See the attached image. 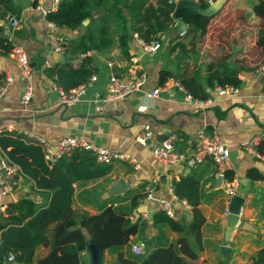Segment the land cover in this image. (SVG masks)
I'll use <instances>...</instances> for the list:
<instances>
[{
  "label": "crops",
  "instance_id": "obj_1",
  "mask_svg": "<svg viewBox=\"0 0 264 264\" xmlns=\"http://www.w3.org/2000/svg\"><path fill=\"white\" fill-rule=\"evenodd\" d=\"M258 1L223 0L211 16L207 32L196 42V58L190 51L184 58L178 57V47L170 51L171 40L176 38L190 47L191 36L177 31L178 21L174 17L171 28L159 34L161 46L155 51L145 50L131 28L127 54L120 48V31L116 21L113 18L105 20V30L113 42L104 50H90V64L95 67L96 79L70 105L61 104L55 88L61 86L56 82V74L51 72V68L59 62L78 64L77 53H72L68 44L85 31L90 18L84 19L86 22L83 20L75 29L55 24L51 26L45 13L34 7L32 0H10L13 11L4 1H0V35L25 49L32 70L27 82L30 86L29 97L22 102L20 98L27 91L26 82L21 78L17 61L10 51L0 49V84L6 74L13 76V82L0 96V130H15L51 144L63 135H77L93 144L113 146L129 154L132 160L121 159L109 163L111 168L107 174L75 182L72 207L78 213H96L106 201L107 204L113 202L128 206L131 193L145 194L138 199L136 206L128 209L131 219L144 222L142 231L131 235L124 246L132 250L133 245H139L140 254L147 253L155 246L157 239L154 236L159 232L169 241L179 236L167 224L153 223L154 213L158 211L156 199L147 198L146 193L151 191L155 198L169 199L175 210L173 218L185 224L190 219L191 206L186 199L175 194L173 182L187 173L197 175L201 183L199 208L205 221L201 227L200 242L197 243L193 237L189 240L191 248L198 254V258L190 264H253L252 256L264 246V177L254 179L247 174L251 167L264 174V156L254 155L247 146L250 142L256 143L264 134V96L261 95L264 88V49L257 44L264 18L254 10ZM148 2L156 3V0H148L146 4ZM49 4L50 0H44V7ZM105 11L104 7L94 9L92 16L98 17ZM125 14L129 16L127 11ZM12 15L18 19L17 25H12L9 18ZM127 20L131 21V18ZM50 33L66 43L63 50L50 48L47 41ZM94 54L97 56L95 59ZM220 57H225L238 69L241 80L235 91L223 95L218 94L214 87L210 88L205 81L207 64ZM133 70L146 75L140 88L123 98L106 100L103 110L96 112L92 97L95 92L106 96L109 76L115 73L128 77ZM162 70L172 73L181 70L186 75L194 73L214 102L201 106L185 99L183 91L172 85L175 79L168 77L161 82ZM159 85L164 89L153 96L151 91ZM145 128L150 130L151 136L142 143L138 136ZM200 131L216 134L224 140L229 155L222 171H233V180L221 176L210 158L194 166H188L183 161L169 166L152 153V149L171 134L178 138L177 148L191 149L201 141ZM14 178L13 191L0 198V214L6 213L9 201L21 197L31 198L38 207L48 203L50 191L36 187L34 180L23 172H18ZM119 178L124 179L126 190L105 196L104 192ZM234 180L238 181L234 192L241 194L244 201L239 220L229 238V254L224 255L221 246L224 244L227 208L232 196L229 191ZM123 196L128 198L122 199ZM83 232L85 240L90 237L85 228ZM47 250V247L40 245L35 256H42ZM5 262L10 264L14 261ZM80 264H86L84 250ZM101 264H118L116 251L103 250Z\"/></svg>",
  "mask_w": 264,
  "mask_h": 264
},
{
  "label": "trees",
  "instance_id": "obj_2",
  "mask_svg": "<svg viewBox=\"0 0 264 264\" xmlns=\"http://www.w3.org/2000/svg\"><path fill=\"white\" fill-rule=\"evenodd\" d=\"M4 1L12 10L10 0ZM60 0L55 10H48L47 19L56 26L75 29L86 18H90L85 31L68 46L70 51L77 53L79 62H59L52 66L51 72L56 74V82L64 90L86 82L95 73L91 66L89 55L79 56L86 50L100 51L108 48L113 39L105 30L104 21L113 18L120 34L118 42L123 53L127 54V39L130 33L126 30L127 18H131L132 32L145 43L159 39V34L173 25L172 12L174 0ZM203 6L206 0H198ZM106 8L104 14L92 16L94 9ZM254 10L264 18V0H259ZM13 11V10H12ZM125 11L128 12L127 16ZM13 16V15H12ZM212 15L194 13L184 17L188 24L184 33L190 35V47L181 40H171L170 51L177 47L178 57L184 58L189 51L194 58L198 54L196 42L207 32ZM131 32V33H132ZM257 44L264 49V26L258 32ZM13 44L0 35V49L10 51ZM168 77L178 81L192 96L205 98L210 95L203 84L198 82L194 73L186 75L178 70L172 73L168 70L160 72L163 82ZM206 83L210 88L237 87L241 80L238 69L229 63L225 57L207 64ZM177 139L175 145L177 146ZM0 147L14 161L21 172L34 180L36 187L50 191L51 197L45 206L38 207L29 197H21L9 201L5 214H0V264H6L8 256L13 255L16 264H80L81 253L85 246L83 228L93 237L101 250H115L118 264H190L198 258L197 252L191 248V237L198 243L201 237V227L205 218L199 208L200 179L193 173H187L173 182V191L179 198H184L190 204V219L183 224L179 220L158 210L154 213L153 223H165L177 231L179 236L169 241L162 233L154 237L157 242L145 254L135 253L124 246L130 236L142 231L144 222L133 220L128 209L138 204L143 193H131L130 205L120 206L107 201L96 213L76 212L72 207L74 183L80 180L96 179L107 174L110 164L96 161L89 150L76 148L69 154H64L54 162L44 158L42 144L35 138L15 130H0ZM253 148L260 156H264V134L253 143ZM249 177L263 178L264 174L256 167L247 171ZM223 175L233 180L234 173L224 170ZM128 198L123 196L122 199ZM43 245L48 248L42 256H35L36 249ZM253 264H264V246L252 256Z\"/></svg>",
  "mask_w": 264,
  "mask_h": 264
},
{
  "label": "built area",
  "instance_id": "obj_3",
  "mask_svg": "<svg viewBox=\"0 0 264 264\" xmlns=\"http://www.w3.org/2000/svg\"><path fill=\"white\" fill-rule=\"evenodd\" d=\"M34 2V7L39 8L43 13H46L48 10H55L58 7L60 0H50V4L48 7H44V0H32ZM212 1V0H208ZM10 21L12 25L18 24V19L15 16H10ZM49 25L53 26L54 23L49 21ZM184 33V30L180 32ZM134 35L137 37L139 43L144 47L147 51H155L161 46V42L159 39H153L152 41L145 43L143 42L136 33ZM48 44L50 48L54 51L63 50L66 46V43L60 39H58L54 34L50 33L47 37ZM91 53L90 50H86L79 54V56L89 55ZM11 56H13L18 65L19 74L21 78L26 82L27 91L22 94L20 101L25 102L29 97V88L27 85L28 80L31 77V64L29 61V57L25 51V49L18 45L14 44L10 50ZM146 75L142 71L133 70L131 75L128 77H121L112 73L109 76L108 83V92L106 96L101 95L100 92H95L92 97L93 108L96 112H101L103 110V102L108 99L113 98H123L133 91L140 88L142 83L145 81ZM96 79V74H92L86 82L80 83L77 86L71 87L69 90H64L59 86H55L59 92L60 102L61 104L70 105L75 103L85 92L87 86ZM13 82V76L11 74H6L3 82L0 84V96L6 92L9 85ZM172 85H176L180 90L184 93V98L187 100H192L201 106L209 105L214 102V99L211 96H207L205 98H197L192 96L178 81H173ZM164 89V86H156L151 94L156 96L161 90ZM215 91L220 94H228L230 92L235 91V87H220L214 86ZM261 95L264 96V88L261 91ZM151 136V132L148 128H145L143 132L138 136V140L144 143L146 139ZM199 137H201V141L197 142V144L191 149H179L175 145L176 135L171 134L166 139H164L158 146L152 149L153 155L163 164L172 166L177 164L180 161L185 162L188 166H194L197 163L203 161L206 158H210L217 165L219 174L223 176L222 166L228 158L229 151L226 146V143L223 139H221L216 134H205L203 131L199 132ZM38 141L42 144L44 158L48 162H54L59 157L64 154H69L76 148L89 150L93 153L96 161L102 163H112L116 160L128 159L132 160V157L113 147L107 145H96L88 140L77 136V135H63L57 139L54 144L47 142L42 138H37ZM253 143L250 142L247 146L251 150L254 155H259L256 150L253 148ZM0 198L7 196L10 194L15 186V178L14 176L21 172L19 166L12 161L0 147ZM233 186L230 188V194H235L234 186L238 184L237 180L232 181ZM146 197L150 199H156V209L165 212L170 217L175 215V210L172 202L166 198H155L151 191L146 193ZM4 206H1L3 208ZM241 212V209H240ZM239 212V216H240ZM238 222V221H237ZM132 250L135 253L141 252V247L139 245H133ZM13 260V255L10 254L8 256V261L11 262Z\"/></svg>",
  "mask_w": 264,
  "mask_h": 264
},
{
  "label": "water",
  "instance_id": "obj_4",
  "mask_svg": "<svg viewBox=\"0 0 264 264\" xmlns=\"http://www.w3.org/2000/svg\"><path fill=\"white\" fill-rule=\"evenodd\" d=\"M223 0H214L208 5L203 6L198 0H177L174 5V9L172 12V16L177 19V31H182L187 23L184 19L186 15L194 14V13H201L204 15H212L215 13L218 8L221 6ZM86 22V20H84ZM126 30L128 33L131 32V21L127 20L126 22ZM97 56L94 54L93 59ZM127 185L124 179L119 178L115 182H113L108 189L104 192L105 196H108L113 193H119L126 190ZM244 197L241 194L235 193L229 199L228 204V213L226 216V228L224 234V244L221 246L222 253L224 255H228L230 248L229 238L230 235L239 220V212L241 206L243 204ZM84 253H85V260L86 264H101L102 259V250L96 243L93 237H88L85 240L84 246ZM0 254H2L1 246H0ZM5 262V261H4ZM10 264H16V262H12Z\"/></svg>",
  "mask_w": 264,
  "mask_h": 264
}]
</instances>
